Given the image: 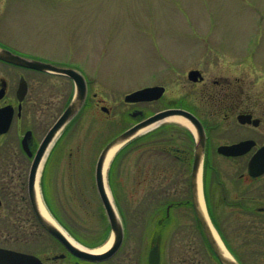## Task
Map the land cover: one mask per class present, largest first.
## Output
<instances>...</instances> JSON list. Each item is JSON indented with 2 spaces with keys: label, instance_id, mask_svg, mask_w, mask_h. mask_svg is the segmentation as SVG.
I'll return each instance as SVG.
<instances>
[{
  "label": "rangeland",
  "instance_id": "374dc122",
  "mask_svg": "<svg viewBox=\"0 0 264 264\" xmlns=\"http://www.w3.org/2000/svg\"><path fill=\"white\" fill-rule=\"evenodd\" d=\"M0 40L11 49L31 55L69 56L77 60L85 56L86 75L111 87L113 95L104 93L110 99L121 100L150 81L158 83L156 77L164 71L171 77L166 80L168 92H175L174 80L182 70L175 67L182 63L185 68H200L205 79L224 73L244 77L252 91L263 94L258 113H264V0H0ZM92 107L89 104L86 111L87 122H92L95 129L98 118ZM165 126L170 134L186 130L176 123L166 122ZM79 128V133H67L54 147L51 144V152L42 163L38 187L41 194L42 178L48 207L77 238L91 244L90 247L97 245L96 249L109 238L108 222L94 185L95 165L103 145L101 137L86 143L84 149L89 153L83 156L75 153L70 167L68 149H77L75 143H70L72 137L81 135L85 141L90 139L87 131L90 126L84 123L73 131ZM102 138L103 142L107 139ZM220 143L226 142L214 139V146ZM127 149L123 146L119 151ZM212 152L211 165L216 171L212 178L220 176L221 183L227 186L229 179L241 173L244 160H225ZM23 160V171L16 175L7 191L25 216L32 219L27 195L31 160ZM119 167L114 181L129 182L131 177L125 174L129 171L128 161L120 160ZM189 177V172L167 176L168 184H176L169 198L191 200ZM105 179L107 182V171ZM237 183L242 186V182ZM209 190L207 207L212 218L204 203L206 214L237 261L264 264V213L258 210L261 203L249 208L234 205L239 203L238 196L241 201L242 192L230 193L228 202L221 201L220 185L216 182ZM130 193L118 191L116 197L128 235L125 247L132 249L136 245L139 249L132 251L131 258L139 257L142 261L146 243L141 238L157 234L162 235V264H220L197 227L191 206L179 211L183 216L172 212L170 220H164V202L133 201L130 206ZM111 196L114 197L112 193ZM115 208L119 215L116 205ZM5 218L0 219L1 248L34 253L40 249L41 239H23L21 243L3 238L1 233L7 227L12 229Z\"/></svg>",
  "mask_w": 264,
  "mask_h": 264
},
{
  "label": "flooded vegetation",
  "instance_id": "af4514ba",
  "mask_svg": "<svg viewBox=\"0 0 264 264\" xmlns=\"http://www.w3.org/2000/svg\"><path fill=\"white\" fill-rule=\"evenodd\" d=\"M0 48L8 49L30 61L49 64L58 70H70L81 77L79 79H82L86 89L85 99L77 112L61 126L52 142L54 147L58 139L67 133H79L82 127L75 130L78 126H82L84 123L86 126H90V129L87 130L90 136L89 140L88 138L86 141L83 140L80 135L76 138L72 137L70 141L77 147L76 150H71L72 147L68 149L70 167L73 165L75 153L82 156L89 153L84 149V146L91 140L101 137L103 146L99 151L100 155L110 141L128 129L164 111L180 110L192 117L204 133L202 193L206 205H208L207 202H210L209 188L215 182L220 185L221 201L228 202L227 198L230 193L237 195L238 192H242L241 201L238 196L237 202L239 203L234 205L241 204L249 208L248 206L264 203V174L251 176L248 173L249 160L264 147V113H258L263 94L256 90L252 91L247 86L244 77H233L224 73L205 79L200 68H185L182 63L175 67L182 69L180 76L174 80L175 87L173 89L175 92H168L169 86L166 85L168 82L166 80L171 77H168V71H164L156 77L158 83L150 81V83L128 92L121 100L110 99L108 96H104V93L112 94V88L105 86L104 81L96 83L97 77L86 75L85 56H81L79 60L69 56H55L50 57L54 58L50 60L48 56L31 55L11 49L2 40H0ZM228 57L233 59V56ZM55 69L29 68L0 59V142H3V150H5H0V219L3 220V216L6 217L5 219L12 227V229L7 227L1 233L3 238L9 237V239L21 243L23 239H41V247L37 252L17 251L37 257L41 264H106L112 259L115 260L113 264H148V254L151 250L159 254L160 264H162V235L157 234L141 238L146 243L142 261L139 257L138 260L131 258L132 251L135 253V250L139 249L136 248V245L132 249L125 247L128 235L126 234V225L125 229L123 228L120 203L117 204L119 201L116 196L118 191H130V206H133V201L149 202V200H153L154 204L164 202V220H170L172 212L177 213L187 206L192 208L191 200L169 198L172 196V191L176 190V184L173 187L167 183L168 175L175 176L191 172L195 136L188 128L182 131V134H170L165 126L166 122L157 123L145 133L132 139L125 145L128 149L114 157L107 170V186L110 195L111 193L114 195L113 198L111 196L113 205L115 202L119 211L121 220L118 214L117 217L122 226L123 238L121 246L106 260H89L74 255L46 230L32 209L31 216L34 221L31 217L25 216L23 209L18 206V202L9 196L7 188L13 180L17 179L16 175L23 171V159L32 161L44 138L63 115L76 94V80ZM144 88H161V90L158 91V94L154 92L146 100L127 98L129 94ZM93 100L96 102L93 103ZM89 104H93L96 111L93 107L92 109L96 113L95 117L98 118L94 119L96 121L95 129H92V122H87L86 111H88ZM73 128H75V132ZM114 128L118 130L115 131ZM102 136L107 137L104 142ZM173 139L177 140L176 144L171 142ZM214 139L226 143L214 146ZM240 143H245L242 147L245 151L239 155L226 156L218 151L222 146H233ZM50 150L48 148L47 153L51 152ZM212 150L225 160H244L241 173L234 179H229L227 186L221 183L220 176L212 178L213 172L216 173L215 168L211 165V156H214ZM131 151L133 153H130ZM130 158L131 161H129ZM120 160H127L129 163V171L125 173L131 177L129 182L114 181V176L120 173ZM237 182H242V186ZM43 201L47 205L46 199ZM261 205L258 210L264 213V207ZM48 210L52 219L66 234L73 236L72 238L81 247L94 249L97 246L92 244L93 247H90L91 244L77 238L75 233L63 224L50 208ZM103 214L105 215L104 211ZM179 214L183 216L180 212ZM158 221L162 222L159 219ZM106 234H110L108 226Z\"/></svg>",
  "mask_w": 264,
  "mask_h": 264
},
{
  "label": "water",
  "instance_id": "95a60500",
  "mask_svg": "<svg viewBox=\"0 0 264 264\" xmlns=\"http://www.w3.org/2000/svg\"><path fill=\"white\" fill-rule=\"evenodd\" d=\"M0 59L13 63V64L23 65V66L30 67V68H41V69H48V70L55 69L51 65L23 59L22 57L15 55L6 49H1V48H0ZM55 70L63 72L64 74H67L73 77L76 80L77 85H76V95H75L74 100L70 103L66 111L63 113V115L59 118V120L50 129V131L44 138L39 150L37 151V153L35 154L32 160L29 174H28V180H27L28 199H29L34 215L36 216L38 221L46 228V230L49 231L51 235L54 236L59 242H61L65 247H67L70 252H72L74 255L80 258L100 261V260H105L111 257L121 245L123 232H122L121 224L119 220L117 219L115 211L113 210V207L110 203L109 197L105 190L103 168H104V163H105L107 154L112 148L121 147L124 143H126L127 141L135 137L139 131L147 127H150L151 125L159 121H163L168 117L178 116L182 118L183 120L187 121V123L194 130V135H195V149H194V158H193V164H192L191 175H190V188H191V197H192V207H193L196 219L202 229L203 235L208 245L210 246L213 254L218 259L220 264H239L232 256L231 258L225 257L219 245L215 241L213 234L211 232V229L209 225L207 224L206 219L199 208V203H198L199 191H200V196L202 192H201V188L200 189L198 188H199V182H200V187H201L205 137H204V133L200 125L196 121H194V119L190 117L187 113L180 111V110H168V111H164L162 113H159L151 117L147 121L135 127H132L129 130L117 136L110 143H108L106 147L102 150L97 160V163H96L95 184H96L98 195L103 204L111 231L113 233V242L105 252L101 254H93L87 250L79 248L77 245L72 243L57 226H55L53 223L46 220L40 214L37 199H36V194H35V182H36L38 167L40 165V162L48 146L51 144L53 138L56 136L61 126L64 123H66L77 112V110L82 105L85 99V94H86L85 85L82 82V79H79L80 77L79 75H76L74 72L70 70H64V69L63 70L55 69ZM152 91H155V90L154 89H144V90L131 94L130 98L145 99L148 97V95ZM244 145L245 144L235 145L231 147H222L219 149V151H221L224 155L235 156L245 151L244 149H240ZM248 169H249V174L251 176L264 173V147L261 148L250 160ZM201 200L204 205L202 196H201ZM0 264H40V262L37 258L30 256V255L9 252V251L0 249ZM148 264H159V256L156 251L153 250L150 252Z\"/></svg>",
  "mask_w": 264,
  "mask_h": 264
},
{
  "label": "bare ground",
  "instance_id": "6f19581e",
  "mask_svg": "<svg viewBox=\"0 0 264 264\" xmlns=\"http://www.w3.org/2000/svg\"><path fill=\"white\" fill-rule=\"evenodd\" d=\"M162 122H169V123H176L178 125H181L183 126L184 128H189L192 130V127L187 123V121L183 120L182 118L178 117V116H171V117H168L166 118L164 121ZM153 127V126H152ZM151 128V127H149ZM148 128V129H149ZM147 130V128L139 131L138 133H142L143 131ZM119 147H114L112 148L108 154H107V157H106V160H105V163H104V168H103V175H104V181H105V188H106V191H107V195L111 201V204L113 205V202H112V198H111V195H110V191H109V188L107 186V182H106V179H105V173L107 171V168L115 154V152L117 151ZM43 160H44V157L42 158L41 162H40V165L38 167V170H37V176H36V182H35V194H36V199H37V203H38V208H39V212L40 214L46 219L48 220L49 222L53 223L55 226L56 223L51 219L50 215L48 214L44 204H43V201H42V198H41V194L39 192V187H38V180H39V173H40V170H41V167H42V163H43ZM200 182H199V188L200 189ZM198 203H199V208L201 210V212L203 213L205 219H206V222L207 224L209 225L210 229H211V232L213 234V237L215 239V241L217 242V244L219 245L221 251L223 252V254L225 255V257L227 258H231V255L229 254V252L227 251V249L225 248V246L223 245L219 235L217 234V232L215 231V229L213 228L208 216L206 215V212H205V208H204V205L202 203V200H201V196H200V191H199V198H198ZM113 208H114V205H113ZM115 210V208H114ZM116 212V210H115ZM117 214V213H116ZM66 236V235H65ZM67 238L72 242L74 243L68 236ZM112 239L110 238V240H108L106 243H104L101 247L99 248H96L94 250H91L90 253H93V254H100V253H103L105 252L110 244H111V241ZM81 248V247H80Z\"/></svg>",
  "mask_w": 264,
  "mask_h": 264
},
{
  "label": "trees",
  "instance_id": "16d2710c",
  "mask_svg": "<svg viewBox=\"0 0 264 264\" xmlns=\"http://www.w3.org/2000/svg\"><path fill=\"white\" fill-rule=\"evenodd\" d=\"M221 235V234H220ZM221 237H222V235H221Z\"/></svg>",
  "mask_w": 264,
  "mask_h": 264
}]
</instances>
